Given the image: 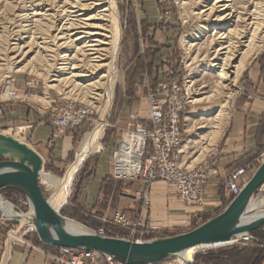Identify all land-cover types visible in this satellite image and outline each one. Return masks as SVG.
Returning <instances> with one entry per match:
<instances>
[{
	"label": "rangeland",
	"instance_id": "obj_1",
	"mask_svg": "<svg viewBox=\"0 0 264 264\" xmlns=\"http://www.w3.org/2000/svg\"><path fill=\"white\" fill-rule=\"evenodd\" d=\"M18 1L0 0V41H2L0 45L2 47L6 46L4 49L5 51H0V106L2 108L0 116L4 113V105H22L30 108L32 112H44V114H48V117H50V124V120L56 115V109L65 104L72 102L76 106L86 107L89 109L90 114L84 118L78 126L81 127V134L77 145H75V151L77 152L82 138L87 132L92 130L99 119L101 109L106 102V94H103V87L99 90L94 89L92 91H86L83 88L77 89V87L74 88L72 85L69 87H62L60 91L56 88H50L53 82H49L52 78L48 72H52V69L49 71L47 70L46 62L42 58L37 57L31 60L33 54L25 57L26 59L24 58L17 64V66H23L22 71H15V67L17 66L13 63V60L10 59L11 55L7 56L8 53H6V48H8L7 39H9L14 30H17L14 29L13 26L17 20L16 16L21 14L22 9L29 6L30 2L29 0ZM115 1L122 36L118 53V79L113 88L111 107L104 118L106 126L103 132V138L101 139L103 149L98 153L88 156L83 161L74 176L70 194L66 203L60 208V212L64 209H68L69 211L70 207L77 208L78 211L81 210V206L76 205L77 196L81 198L82 195L81 190L78 193L80 183L84 179H87L84 182L85 185L83 184L84 187H87L90 185V181H94L93 178H95L96 174H92L93 171L90 174V170H92L90 167L95 164L97 158L100 156H104L103 158L106 156V159L109 160L107 170L110 169L109 173L114 180L123 183L126 181H131L132 183L141 182L140 172L135 173L134 178L126 176L119 177L114 174L115 153L119 150L124 132L130 131V124L138 123L148 126V91L158 80L164 79L162 72L159 71L160 67L162 68L164 65L169 67L176 64L185 66V69L182 70L184 72L182 73L187 74V78L193 83V99H202L200 102H193L192 105L185 110L181 120V127L183 128V142L181 146L183 149V161L188 164L195 158H199L193 161L191 165L197 163L203 156H206L209 149L216 147L214 146L217 144L215 142H218V137L229 123L233 100L236 96V91L239 89L240 85H243L242 81L245 72H250L255 66L259 67V69L264 72L263 25L262 29L257 33V40L261 38L262 46L258 54H256L255 57L253 56V59L245 70L241 72L237 83L230 85V90H227L226 85L227 83L230 84L232 76L225 80H221L220 77L217 76L219 70L210 66L211 63L214 62L212 61L214 57V53L212 52L213 42H215L214 39L218 36V33H214V16L200 13L204 10L205 5L211 4L213 0ZM175 2H177V4ZM256 2H259V0H231V4L237 7L242 13L240 14L242 18H245V20L240 23V28L248 27L247 30L249 29V33L243 38L245 41L250 36L252 30L250 25L248 26L246 23V19L249 17L247 13L252 12ZM29 11L30 10H28V13H31V11ZM250 21L251 19L247 20V22ZM202 26H204V28ZM184 35H191V40L193 43H196L197 46L190 47V50L183 49L181 39ZM240 48L241 51L245 50V47L241 46ZM145 50L156 51L152 68L144 72H134L137 69H135V65L133 68V64L138 57L136 54L138 53V55H141ZM239 57L240 55L235 61ZM228 74L230 75V73ZM7 90L15 93L18 98L13 99L10 96H6L5 93H7ZM101 91L102 93H99ZM227 94L229 97H227L225 106L222 107L224 114L217 119L215 118L217 109L224 103L226 96H228ZM41 99L47 101L41 102ZM22 125L24 124H13V126L1 128V132L8 133L21 139L20 134L15 135L14 130L17 126ZM53 129L55 132L56 128L53 127ZM210 129L213 130L211 131ZM210 131H215L217 136L207 145V143H209L207 140L208 134L211 133ZM184 145L186 146L183 147ZM182 156L180 154V157ZM74 158L75 154L70 158L68 164L71 163ZM66 167L60 174L46 168L44 171L60 177L64 174ZM40 192L43 199L47 201L50 195V189L45 184L41 183ZM0 195L22 210L26 209L25 198L19 191L14 189H2ZM87 200L89 199H86V201ZM82 205H84L83 207L86 209L89 207V205ZM226 206L227 204H223L219 211L221 212ZM261 207H264V184L254 193L249 209L255 210ZM97 209H99V206H97ZM198 210H200V213L204 212V208L203 210L198 208ZM66 217L69 218V216ZM209 218L210 217L206 218L202 216L201 220L191 222L189 228L193 229ZM186 228L187 227L169 228L165 231L154 230V233L151 234L148 239L179 234L185 231ZM20 229L18 221L0 219V264L6 263L10 247L15 243L14 242L9 247L11 237L8 236V232L10 230L18 231ZM108 231L110 234H119L120 232L114 228H109ZM20 232L21 230L19 233ZM35 235L36 234L28 235L26 239L30 241V237ZM255 237L264 239V235ZM35 243L38 244L39 240L36 239ZM178 259L179 258L176 257L158 264H177L179 263ZM188 263L264 264V245L248 239L223 246L199 248L192 253L187 264Z\"/></svg>",
	"mask_w": 264,
	"mask_h": 264
},
{
	"label": "bare ground",
	"instance_id": "obj_2",
	"mask_svg": "<svg viewBox=\"0 0 264 264\" xmlns=\"http://www.w3.org/2000/svg\"><path fill=\"white\" fill-rule=\"evenodd\" d=\"M29 1V6L24 7L22 11L19 10L22 13L16 16L17 20L13 26L17 30H14L7 39V56L11 55L10 59L16 66L25 57L32 54L31 60L37 57L45 60L47 70L52 69V72H48L52 78L49 82H53L50 88L60 91L62 87L72 85L77 89L83 88L86 91H92L103 87V94H106V102L101 109L99 119L92 130L82 138L76 156L67 166L64 174L59 177L45 171L41 173V183L50 189L47 204L50 208L59 210L67 201L74 176L83 161L103 149L101 139L106 126L104 118L111 107L113 88L118 79V53L122 31L115 0ZM28 10L31 13H28ZM200 13L214 16L215 32H213L218 33V36L213 42L214 57L212 61L214 62L210 66L219 70L217 76L221 80L232 76L230 84L226 85L227 90H230V85L237 83L241 72L245 70L253 56L258 54L262 46L261 38L257 40V33L264 25V0L256 2L252 12L247 13L249 17L246 19V23L252 30L246 41L243 38L249 33V29L247 30L248 27L244 26V28H240V23L245 18H242L240 15L242 13L231 4V0H213L211 4L205 5L204 10ZM249 19L251 21L247 22ZM202 27L204 28V26ZM190 36L182 37L183 49L190 50V47L196 45ZM241 46L245 47V50L241 51ZM5 47L0 45V51H5ZM239 55L240 57L235 61ZM15 68L16 72H20L23 66ZM5 94L13 99L18 98L15 93L9 90ZM227 97L229 95L217 109L215 118L218 119L224 114L222 107L225 106ZM201 100V98H197L193 99V102ZM40 101L46 102L47 100L41 99ZM20 132L21 129H16L15 135L21 134ZM216 136L215 131L209 133L207 145ZM143 144L144 140L141 136L131 131H125L120 148L116 153V168L114 169L116 176L131 177L135 174L141 161ZM180 149L183 152L181 147ZM197 159L199 158H195L190 164ZM1 199H3L2 196H0V202H3ZM8 208L10 207L8 206ZM21 223L26 224L27 222L22 220ZM71 223L76 225L74 222ZM241 240L248 239L245 235H238L233 238L230 244ZM199 248H190L182 254V257L178 256L179 264H187L192 253Z\"/></svg>",
	"mask_w": 264,
	"mask_h": 264
},
{
	"label": "crops",
	"instance_id": "obj_3",
	"mask_svg": "<svg viewBox=\"0 0 264 264\" xmlns=\"http://www.w3.org/2000/svg\"><path fill=\"white\" fill-rule=\"evenodd\" d=\"M242 83L233 100L229 123L214 145L219 150L220 157L217 174L209 178L204 189L203 213H200L197 207L181 202L175 195L174 188L160 181L151 185L150 206L144 207L138 196V192L146 188L142 180L138 183L114 180L109 173L110 169L107 170L109 160L106 156L105 158L100 156L90 167L92 169L90 174L92 171V174H96L94 181H90L87 187H84L87 179L80 183L78 193L81 190L82 195L81 198L77 196L76 205L81 206L82 211L70 207L66 216L95 230L117 229L120 231L119 234L114 233L109 236L127 238L126 228L112 225V218L117 211L124 212L132 218L141 216L151 228L161 231L177 227H187L185 231H188L191 229L189 228L191 222L201 220L202 216L208 218L220 212L223 204L226 205L231 200L221 186L222 178L235 167L246 165L249 179L264 158V72L255 66L250 72H245ZM4 106V113L0 116V132L1 128L24 124L15 128V130L21 129L20 140L23 139L41 155L46 169L60 174L70 164H68L70 158L74 154L76 156L75 145L80 139L81 127L68 130L56 137L53 135V127L49 124L48 114L32 112L30 108L22 105ZM181 158L186 165H194L183 161V156ZM86 199H89L88 203ZM82 204L89 205L90 208L86 209ZM81 218L85 222L79 221ZM36 239V235L30 237L31 246L15 242L10 247L5 264H56L48 256L56 248L37 244Z\"/></svg>",
	"mask_w": 264,
	"mask_h": 264
},
{
	"label": "water",
	"instance_id": "obj_4",
	"mask_svg": "<svg viewBox=\"0 0 264 264\" xmlns=\"http://www.w3.org/2000/svg\"><path fill=\"white\" fill-rule=\"evenodd\" d=\"M0 157V191L17 190L26 201V209L22 210L2 197L0 219L32 224L44 245L98 251L124 264H158L182 257L190 248L230 244L238 235L264 245V239L252 235L255 229L264 226V207L249 209L254 193L264 184V158L239 194L218 214L179 234L134 241L100 235L95 229L62 215L60 209L50 208L40 192L44 160L28 143L0 132Z\"/></svg>",
	"mask_w": 264,
	"mask_h": 264
},
{
	"label": "built area",
	"instance_id": "obj_5",
	"mask_svg": "<svg viewBox=\"0 0 264 264\" xmlns=\"http://www.w3.org/2000/svg\"><path fill=\"white\" fill-rule=\"evenodd\" d=\"M183 69L185 66L178 64L160 67L159 71L162 72L164 79L158 80L148 91V126L138 123L129 125V130L144 140L141 161L135 172L141 173L140 178L146 186L138 192L144 207L150 205L151 185L160 181L173 187L175 195L181 202L203 210L205 186L209 178L217 174L220 157L217 147L209 149L203 160L192 166L181 162L180 147L183 142L181 120L185 110L192 105L194 95L193 83L187 78V74L182 73ZM1 112L0 106V114ZM55 114L50 124L56 128L54 136H58L77 128L90 111L71 102L56 109ZM131 177L134 178L135 174ZM247 179V166L240 165L222 178L221 186L233 198L239 194ZM18 223L20 233V230L8 232V236L11 237L9 247L14 242L31 246L32 243L27 241L26 237L35 234L34 226L29 223L21 224L20 221ZM112 225L126 228L127 239L134 241L149 240L155 230L150 228L142 217L132 218L120 211L115 212ZM96 231L100 235L110 234L104 228H98ZM48 256L56 264H124L98 251L66 247L56 248Z\"/></svg>",
	"mask_w": 264,
	"mask_h": 264
},
{
	"label": "trees",
	"instance_id": "obj_6",
	"mask_svg": "<svg viewBox=\"0 0 264 264\" xmlns=\"http://www.w3.org/2000/svg\"><path fill=\"white\" fill-rule=\"evenodd\" d=\"M155 53H156V51H154V50H145V52H143L141 55H138V53H137L136 56H138V57L133 64V68L135 65V69L136 68L137 69L134 72H144L147 70H151L152 65L154 63ZM0 160H1V157H0ZM61 213L63 215H68V210L64 209L61 211ZM69 214L72 215V213H70V212H69ZM73 217H75L74 214H73ZM77 217H79V216H77ZM79 221L85 222V220L83 218L79 219ZM263 228H264V226H261V227L255 229L252 232V235H254V236H261L262 235L263 236L264 235V232H262V231H264ZM39 244L43 245L45 247H51V246L44 245L40 242H39ZM52 248H55V247H52Z\"/></svg>",
	"mask_w": 264,
	"mask_h": 264
}]
</instances>
